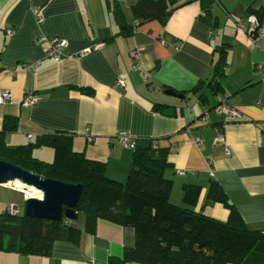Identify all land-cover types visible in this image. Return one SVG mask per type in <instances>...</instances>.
Here are the masks:
<instances>
[{
    "label": "crops",
    "instance_id": "crops-1",
    "mask_svg": "<svg viewBox=\"0 0 264 264\" xmlns=\"http://www.w3.org/2000/svg\"><path fill=\"white\" fill-rule=\"evenodd\" d=\"M177 1L182 5L162 24L134 21L136 0H0V90L12 95L0 106V131L6 117L16 121L3 142L17 147L45 134H70L75 152L103 163L109 179L124 183L132 150L119 143L118 135L153 140L154 147L169 150L165 176L172 181V204L184 206V185L199 186L194 209L226 220L228 210L220 203H205L215 181L248 228L264 232V39L253 38L246 21L249 15L263 18L264 0L215 1L213 28L200 21L198 0ZM115 5L133 27L131 34L121 33ZM40 37L68 41L59 61L44 56ZM222 47L226 65L216 92L209 81ZM137 48L147 77L133 71L130 51ZM119 77L122 87L116 85ZM29 96L35 102L25 105ZM220 97L241 118L229 121L223 111L202 123L201 113ZM159 105L168 106L170 116L160 113ZM215 126L223 128L221 141L215 140ZM189 134L198 136L201 145L190 142ZM32 156L51 162L54 151L38 147ZM25 199L22 187L0 184V214L10 205L22 214ZM69 224L82 231L78 244L56 241L48 256L0 251V264H109V258H122L135 242L132 228L103 219L93 234L83 232L82 213Z\"/></svg>",
    "mask_w": 264,
    "mask_h": 264
},
{
    "label": "trees",
    "instance_id": "trees-1",
    "mask_svg": "<svg viewBox=\"0 0 264 264\" xmlns=\"http://www.w3.org/2000/svg\"><path fill=\"white\" fill-rule=\"evenodd\" d=\"M198 2L200 21L213 28L211 7L215 0ZM181 5L177 0H136L131 13L134 21L157 20L164 24ZM114 17L124 26L122 34L132 33L133 27L126 25L118 5L114 7ZM223 51L222 47L220 53ZM225 65L222 53L212 67L209 86L213 91H220ZM201 85L198 83L191 92L198 91ZM81 91L92 94L88 89ZM157 108L170 116L168 106ZM15 129V119L6 117L0 131V160L44 178L81 184L75 211L84 215L83 232L93 234L98 219L133 229L134 245L124 249L122 258H109V264H264V232L248 228L217 182H210L205 203H220L227 209L224 221L194 209L199 186H183L184 206L169 201L172 181L165 176L171 167L169 150L154 147L153 140L135 142L127 179L120 183L106 176L103 163L75 152L72 135L54 132L25 146H7L3 135ZM44 146L54 151L51 162L32 156L34 148ZM70 221L64 217L60 221L29 218L23 213L12 215L6 211L0 214V251L48 256L56 241L78 244L82 231L70 225Z\"/></svg>",
    "mask_w": 264,
    "mask_h": 264
},
{
    "label": "water",
    "instance_id": "water-1",
    "mask_svg": "<svg viewBox=\"0 0 264 264\" xmlns=\"http://www.w3.org/2000/svg\"><path fill=\"white\" fill-rule=\"evenodd\" d=\"M165 93L184 98V95H178L172 90H166ZM15 182L20 183L25 192L33 188L41 194L40 197L27 194L23 212L26 217L50 221H60L63 217L71 221L76 220L75 209L82 191L81 184H68L44 178L0 160V184L10 185Z\"/></svg>",
    "mask_w": 264,
    "mask_h": 264
},
{
    "label": "built area",
    "instance_id": "built-area-1",
    "mask_svg": "<svg viewBox=\"0 0 264 264\" xmlns=\"http://www.w3.org/2000/svg\"><path fill=\"white\" fill-rule=\"evenodd\" d=\"M217 1V0H215ZM35 15H36V20L37 23H42L43 17L41 13L39 12L38 9H34ZM264 14V13H263ZM247 25H248V30L251 32V36L253 38H263L264 39V15L261 20H259L255 15H249L246 19ZM14 32L13 29H9L7 33L9 35H12ZM37 42L40 43H45L46 44V49L44 52V56L46 58L52 59L54 61H59L62 57V55L65 54V50L68 46V41L65 39H60V38H53V39H47L44 37H40L37 39ZM130 56L135 60L132 68L133 71L137 72L140 76L142 77H147V74L143 71L141 68L140 64V49H133L130 51ZM116 85L119 87L123 86V80L119 77L116 81ZM12 95L9 91L7 90H0V106L7 104L11 101ZM35 102V98L32 96L27 97L24 100L25 105H32ZM225 112L226 118L229 121H237L241 118V115L238 111H236L233 107L229 106L226 103V99L223 97H220L216 105L212 107H208L205 109L201 115L199 116L200 120L202 123L206 124L208 122L210 114H215L219 115L222 112ZM222 126H215L214 127V134H215V140L216 141H221L223 139V130ZM188 139L190 142L193 144L199 146L201 145V140L198 136L189 134ZM119 143H121L123 146L129 148V149H134L135 147V141L130 139L124 134H120L117 137ZM226 155H229V152L226 151ZM184 171H178V175H184ZM27 192H25V197L27 196ZM8 213L15 215L18 213V210L10 205L7 209Z\"/></svg>",
    "mask_w": 264,
    "mask_h": 264
},
{
    "label": "bare ground",
    "instance_id": "bare-ground-1",
    "mask_svg": "<svg viewBox=\"0 0 264 264\" xmlns=\"http://www.w3.org/2000/svg\"><path fill=\"white\" fill-rule=\"evenodd\" d=\"M14 185H18L19 187L23 188V186L18 182H15ZM27 193L29 196H32V197H40V195H41L39 191H37L33 188H29V190H27Z\"/></svg>",
    "mask_w": 264,
    "mask_h": 264
}]
</instances>
